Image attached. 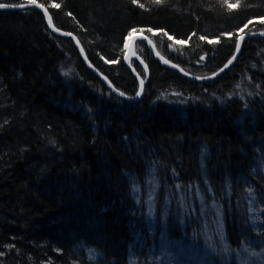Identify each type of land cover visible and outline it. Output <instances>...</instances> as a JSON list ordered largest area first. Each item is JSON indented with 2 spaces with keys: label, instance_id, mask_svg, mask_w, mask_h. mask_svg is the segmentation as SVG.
I'll return each instance as SVG.
<instances>
[{
  "label": "trees",
  "instance_id": "16d2710c",
  "mask_svg": "<svg viewBox=\"0 0 264 264\" xmlns=\"http://www.w3.org/2000/svg\"><path fill=\"white\" fill-rule=\"evenodd\" d=\"M35 4L127 96L138 90L122 61L134 28L198 77L264 31V0ZM134 55L147 81L127 103L38 11H0V264H264V38L205 84L143 42Z\"/></svg>",
  "mask_w": 264,
  "mask_h": 264
},
{
  "label": "water",
  "instance_id": "95a60500",
  "mask_svg": "<svg viewBox=\"0 0 264 264\" xmlns=\"http://www.w3.org/2000/svg\"><path fill=\"white\" fill-rule=\"evenodd\" d=\"M24 5L23 7H8V8H3L0 9V11H20V10H25V9H32V10H36L38 11L44 18L45 24L47 26V28L49 29V31L56 37L59 38H63V39H68L72 42L74 48L76 49L79 58L83 64V66L90 72V74H92V76H94L96 79L99 80V82L101 83V85L110 93L112 94L114 97H116L117 99H120L124 102L127 103H137L140 101L143 90L145 88L146 85V81L147 78L142 79L141 76L136 72V70L132 67L131 65V61L135 58L134 55V43L136 41H143L144 44L146 45V47L149 50V53L151 54V56L154 58V60L161 66H164L165 68L173 71L174 73H176L180 78L191 82V83H195V84H205V83H209L213 80H216L217 78H219L220 76H222L225 72H227L239 59L240 57V53H241V48H242V44L247 41V40H252V41H256L259 39H263L264 38V32H249V33H244L243 35H241L237 42H239V49H237V43H236V47H235V52L233 54V56L226 62V64L228 65L227 68H225V65L220 68L217 72H215L212 75L209 76H205V77H200L199 79L197 78L198 76H194L191 74H188L187 72H185L182 68H180L179 66L176 65V67H173L172 65H175L171 62L168 61V63H164V59L163 57H161L157 50L155 49L154 45L151 43H148V40L143 39L142 37H144L143 35H135L131 40L128 41L127 43V47H125V52H124V56H123V64L125 66V68L132 74V76L135 78V80L138 83V90L137 92H140L141 95L137 96L136 94L134 96H127L126 94H124L123 96L120 95V91L117 90L111 83L110 81L104 76L102 75L100 72H98L88 61L85 52L81 46V44L79 43L78 39L65 31L59 30L57 28L54 27L51 16L49 15V13L47 12V10L44 7H37L35 3H26V4H21ZM47 13V14H46ZM49 20H51V24L49 23ZM241 37H243V39H241ZM140 62V59H138ZM229 61H231V63H229ZM142 64V63H141ZM143 67L145 68L146 66L144 64H142ZM221 69H223V71H221ZM141 80H143V85H141ZM136 92V93H137Z\"/></svg>",
  "mask_w": 264,
  "mask_h": 264
},
{
  "label": "snow or ice",
  "instance_id": "6c2138e0",
  "mask_svg": "<svg viewBox=\"0 0 264 264\" xmlns=\"http://www.w3.org/2000/svg\"><path fill=\"white\" fill-rule=\"evenodd\" d=\"M137 2V0H133V3H136ZM160 2V0H157V3H159ZM31 3H36V0H31ZM24 5H10V4H4V3H0V9H3V8H8V7H23ZM37 7H42V5H39V4H37L36 5ZM53 7H60V5L59 4H53L52 5ZM230 8L231 7H234V5H231V4H229L228 5ZM141 7H143V5H141ZM47 14V13H46ZM49 23L51 24V20H49ZM245 27H247V25H245ZM138 31V29H132V30H130V32L128 33V37L126 38V40H131L133 37H134V34L136 33ZM140 32H143L144 30L143 29H140L139 30ZM147 31H149V32H151L152 31V29H147ZM164 35H167V33H164ZM143 39H145V40H147L148 38L146 37V36H144V37H142ZM168 39L169 40H171V39H173L171 36H168ZM200 39L201 40H203V39H205V37H203V36H201L200 37ZM241 39H243V37H241ZM148 43L149 44H151L152 43V41L151 40H148ZM177 43H183L182 41H177ZM209 43H213V41H209ZM125 47H127V43L125 44ZM239 47H240V45H239V42H237V49H239ZM201 59H203V57L201 58ZM107 62V61H106ZM164 63H168V61L167 60H164ZM229 63H231V61H229ZM173 67H176V65H172ZM228 67V65L226 64L225 65V68H227ZM145 71H147V68L145 67ZM221 71H223V69H221ZM64 75H68V73L67 72H64L63 73ZM198 79L200 78V77H197ZM141 85H143V80H141ZM120 95L121 96H123L124 95V93H120ZM136 95L137 96H139V95H141V93L140 92H137L136 93ZM249 192H251V189H249Z\"/></svg>",
  "mask_w": 264,
  "mask_h": 264
},
{
  "label": "bare ground",
  "instance_id": "6f19581e",
  "mask_svg": "<svg viewBox=\"0 0 264 264\" xmlns=\"http://www.w3.org/2000/svg\"><path fill=\"white\" fill-rule=\"evenodd\" d=\"M39 5H40V4H39ZM42 7H43V6H42ZM44 8H45V7H44ZM45 9H46V8H45ZM46 10H47V9H46ZM47 12H48V11H47ZM48 13H49V12H48ZM49 15H50V14H49ZM262 32H264V31H262ZM135 35H143V36H145L144 34L138 32V31L134 34V36H135ZM242 35H243V34H242ZM127 37H128V35L126 36V38H127ZM146 37H147V36H146ZM126 38H125V42H124L125 44L128 43V41H129V40H126ZM147 38H148V37H147ZM148 39H149V38H148ZM149 40H150V39H149ZM136 42H137V41H136ZM136 42H135V43H136ZM140 42H143V41H140ZM79 43H80V42H79ZM135 43H134V46H135ZM143 43H144V42H143ZM145 46H146V45H145ZM147 49H148V48H147ZM124 50H125V45H124ZM148 51H149V50H148ZM158 54H159V53H158ZM150 55H151V54H150ZM152 58H153V57H152ZM153 59H154V58H153ZM137 60H138V59H137Z\"/></svg>",
  "mask_w": 264,
  "mask_h": 264
}]
</instances>
